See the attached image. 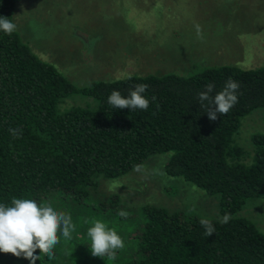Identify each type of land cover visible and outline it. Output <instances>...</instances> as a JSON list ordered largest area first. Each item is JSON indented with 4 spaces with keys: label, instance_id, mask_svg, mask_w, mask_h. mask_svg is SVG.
<instances>
[{
    "label": "trees",
    "instance_id": "16d2710c",
    "mask_svg": "<svg viewBox=\"0 0 264 264\" xmlns=\"http://www.w3.org/2000/svg\"><path fill=\"white\" fill-rule=\"evenodd\" d=\"M18 2L0 0V16L14 22ZM229 78L239 82L238 103L210 120L198 93L212 84L214 97ZM136 84L148 85L142 94L147 110L108 103L113 90L128 97ZM78 95L89 103L64 105ZM257 110L264 121V65L130 74L79 87L34 52L17 29L11 35L0 30V203L11 206L13 198H27L55 209L61 197L73 206L86 204L100 177H121L150 156L168 153L165 173L219 195L220 213L231 219L211 218L215 233L205 236L203 216L155 205L129 212L117 195L100 197L103 203L93 215L109 220L115 212L128 213L123 217L128 246L116 251L122 260L111 264H264V232L237 216L248 200L264 195V134L251 135L252 153L237 141L244 118ZM10 128L22 130L19 138ZM91 213L86 207L84 214ZM88 222L81 226L86 237L94 223ZM88 238H63L54 259L42 255L36 264H78L68 255L88 253ZM0 264L31 262L0 252Z\"/></svg>",
    "mask_w": 264,
    "mask_h": 264
},
{
    "label": "rangeland",
    "instance_id": "374dc122",
    "mask_svg": "<svg viewBox=\"0 0 264 264\" xmlns=\"http://www.w3.org/2000/svg\"><path fill=\"white\" fill-rule=\"evenodd\" d=\"M14 23L34 52L79 87L130 74H189L221 64L245 69L264 65V0H19ZM196 24L202 28L203 39L197 38ZM88 100L78 95L64 105L85 106ZM256 132L264 134L259 110L244 118L237 137L250 153L251 135ZM168 157V153L155 154L140 165L139 172L133 169L117 178L100 177L86 204L73 206L59 197L55 210L71 215L75 224L71 236L87 238L82 223L100 220L121 235L124 248L128 246L127 224L118 212L109 220L93 215L103 203L100 197L111 195H117L119 206L129 212L155 205L220 220V196L168 176L164 171ZM86 207L92 215L84 214ZM237 216L250 219L264 232V195L248 200ZM59 238L64 241L62 233ZM68 259L78 264L122 260L93 256L91 251L83 256L72 253Z\"/></svg>",
    "mask_w": 264,
    "mask_h": 264
},
{
    "label": "clouds",
    "instance_id": "9594fccd",
    "mask_svg": "<svg viewBox=\"0 0 264 264\" xmlns=\"http://www.w3.org/2000/svg\"><path fill=\"white\" fill-rule=\"evenodd\" d=\"M16 29L14 22L7 17L0 16V30L11 35ZM198 39H203L202 28L195 25ZM214 85L207 84L206 90L198 93L201 106L205 107L210 120H216L217 114L226 115L230 109L238 103L237 91L239 82L229 78L223 89L215 94L209 95L213 91ZM147 84H136L130 90L128 97H124L118 90H113L108 97V103L114 108L123 109H143L149 107V100L142 95L147 90ZM153 100L156 98L153 96ZM207 101V104L204 102ZM9 131L14 138H19L22 130L10 128ZM134 170L141 171L140 165H135ZM119 185L110 186V190L118 188ZM121 217H127L128 213L121 210L118 212ZM231 219L229 213H225L220 218V223H228ZM200 224L205 229V236L215 233V227L211 218L201 217ZM75 230L70 214L54 209L51 203H38L34 199L13 198L11 206L0 203V252L11 253L16 257H24L31 264L47 256L49 261L54 259L55 246L60 242L58 233H62L65 240L72 238L71 234ZM87 235L90 237V251L93 256L111 259L116 258V251L125 247L124 241L116 230L107 228L100 220H96L94 225L88 228ZM40 250L37 256L36 250Z\"/></svg>",
    "mask_w": 264,
    "mask_h": 264
}]
</instances>
